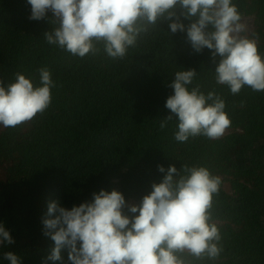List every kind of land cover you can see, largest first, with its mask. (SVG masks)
Masks as SVG:
<instances>
[{
    "label": "trees",
    "instance_id": "16d2710c",
    "mask_svg": "<svg viewBox=\"0 0 264 264\" xmlns=\"http://www.w3.org/2000/svg\"><path fill=\"white\" fill-rule=\"evenodd\" d=\"M234 2L264 52V0ZM30 15L28 0H0V80L7 85L19 71L39 84L38 70L47 67L56 87L44 113L16 128L0 126V223L15 241L0 245V264H10L7 252L21 264H67V249L62 261L48 259L54 242L43 219L50 202L71 209L101 190H118L138 205L162 182L159 166L184 164L222 178L215 219L224 252L217 264H264V91L244 87L232 95L214 78L220 57L214 63L211 50L197 53L186 31L170 35L167 21L149 26L124 59H81L46 42L51 12L43 20ZM183 69L196 70L194 85L205 93L215 89L225 98L232 124L222 138L177 142L175 120L160 129L171 115L169 84Z\"/></svg>",
    "mask_w": 264,
    "mask_h": 264
},
{
    "label": "clouds",
    "instance_id": "9594fccd",
    "mask_svg": "<svg viewBox=\"0 0 264 264\" xmlns=\"http://www.w3.org/2000/svg\"><path fill=\"white\" fill-rule=\"evenodd\" d=\"M32 20L53 14L52 31L44 33L49 45L73 57L101 53L112 60L126 57L137 46L142 33L160 21L169 22V34L187 33L197 52L211 50L215 81L232 95L244 87L264 91V52L259 50V33H248L243 13L234 0H28ZM181 17L192 21L185 25ZM39 84L22 72L5 85L0 80V126L16 128L47 110L56 83L50 70H39ZM195 69L179 70L169 84L174 90L166 101L171 115L160 129L177 121L174 139L222 138L232 120L226 100L215 89L205 93L194 85ZM162 182L154 183L140 204L128 205L118 190H101L71 209L58 201L49 203L43 219L44 234L54 247L48 259L67 264H217L224 252L223 234L215 219V197L222 178L203 165L182 169L164 168ZM128 211L138 215L129 216ZM14 239L0 223V245ZM10 264H21L12 252Z\"/></svg>",
    "mask_w": 264,
    "mask_h": 264
},
{
    "label": "rangeland",
    "instance_id": "374dc122",
    "mask_svg": "<svg viewBox=\"0 0 264 264\" xmlns=\"http://www.w3.org/2000/svg\"><path fill=\"white\" fill-rule=\"evenodd\" d=\"M243 22H244V23L247 25V27H248V28H250V27H251V25H252V24H251V20H250V19H248V18H247V19H245V20H243Z\"/></svg>",
    "mask_w": 264,
    "mask_h": 264
}]
</instances>
